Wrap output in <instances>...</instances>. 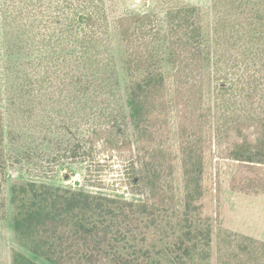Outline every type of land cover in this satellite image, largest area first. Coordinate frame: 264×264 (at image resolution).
<instances>
[{
  "label": "trees",
  "instance_id": "obj_1",
  "mask_svg": "<svg viewBox=\"0 0 264 264\" xmlns=\"http://www.w3.org/2000/svg\"><path fill=\"white\" fill-rule=\"evenodd\" d=\"M114 28L124 92L106 0H0L11 264H264V240L224 227L212 194L223 158L238 163L235 192L264 194V0H212L210 24L170 2ZM66 161L98 190L28 179L7 196L11 169ZM140 180L142 199L120 192Z\"/></svg>",
  "mask_w": 264,
  "mask_h": 264
},
{
  "label": "rangeland",
  "instance_id": "obj_2",
  "mask_svg": "<svg viewBox=\"0 0 264 264\" xmlns=\"http://www.w3.org/2000/svg\"><path fill=\"white\" fill-rule=\"evenodd\" d=\"M170 2H180L185 4H193L199 6L204 13V20L206 24H210L212 21V0H106L107 9L111 24V35L113 41V52L118 59V66L120 71V77L122 80V89L124 92L125 86V73L121 61V49L119 46V39L114 28L115 20L126 14L143 13L148 11L163 12L165 6ZM238 165V163H237ZM236 161L230 159H219L218 166L220 169V184L217 180L213 179V198L219 201V222L226 228L239 231L247 235H253V237L261 238L264 240V197L263 200L256 199L258 196H264V194L253 195L248 194V199H235V192L231 188V180L234 173L237 171ZM28 166V164H26ZM25 166V167H26ZM24 167V166H22ZM119 169V166L116 167ZM181 172L179 168L178 174ZM86 164L81 162H70L56 165L52 170L43 171H28L26 168L17 166L15 169L9 171L10 181L7 185V196H9V188L13 180H28L34 179L38 182H45L48 184L69 187L73 189H88L98 190L88 186L86 179ZM114 173V175H112ZM260 172H254L253 174L260 175ZM117 171L111 172L107 176V188L103 191L115 190L118 188V184L114 183ZM253 176V175H252ZM141 179V177H140ZM79 182V183H77ZM117 186V187H116ZM146 188L143 182L140 180L139 189L136 193H130L125 188H121L120 192L128 198L142 199ZM259 200H261L260 203ZM12 207H8V216L5 219H0V264H11V250L15 246L14 242V230L12 224ZM216 221V216L213 218ZM218 220V219H217ZM216 232H214L213 246L215 248ZM42 264H51L43 259H39Z\"/></svg>",
  "mask_w": 264,
  "mask_h": 264
},
{
  "label": "crops",
  "instance_id": "obj_3",
  "mask_svg": "<svg viewBox=\"0 0 264 264\" xmlns=\"http://www.w3.org/2000/svg\"><path fill=\"white\" fill-rule=\"evenodd\" d=\"M236 165H237V162H236ZM231 193H234V197H235V199H244V198H246V199H248V196H250V195H248V194H245V193H241V192H232L231 191ZM263 197L264 196H258V197H256L255 196V198L256 199H261V200H263ZM261 200H259V202H257V203H260L261 202ZM237 230H239V231H242V229H238V228H236ZM253 236V235H252ZM256 237V236H255ZM259 239H261V238H259Z\"/></svg>",
  "mask_w": 264,
  "mask_h": 264
},
{
  "label": "water",
  "instance_id": "obj_4",
  "mask_svg": "<svg viewBox=\"0 0 264 264\" xmlns=\"http://www.w3.org/2000/svg\"><path fill=\"white\" fill-rule=\"evenodd\" d=\"M77 183H79V182H77Z\"/></svg>",
  "mask_w": 264,
  "mask_h": 264
}]
</instances>
